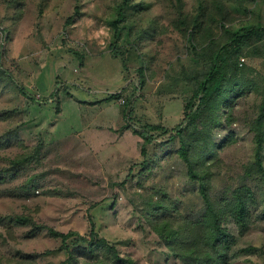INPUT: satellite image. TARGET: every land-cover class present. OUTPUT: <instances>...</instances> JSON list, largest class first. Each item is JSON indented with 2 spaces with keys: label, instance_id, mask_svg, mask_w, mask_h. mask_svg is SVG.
Returning <instances> with one entry per match:
<instances>
[{
  "label": "rangeland",
  "instance_id": "obj_1",
  "mask_svg": "<svg viewBox=\"0 0 264 264\" xmlns=\"http://www.w3.org/2000/svg\"><path fill=\"white\" fill-rule=\"evenodd\" d=\"M100 132L128 148L99 162ZM202 184L216 209L248 204L247 231L220 221L226 264H264V0H0V264H202Z\"/></svg>",
  "mask_w": 264,
  "mask_h": 264
},
{
  "label": "trees",
  "instance_id": "obj_2",
  "mask_svg": "<svg viewBox=\"0 0 264 264\" xmlns=\"http://www.w3.org/2000/svg\"><path fill=\"white\" fill-rule=\"evenodd\" d=\"M123 19L122 15H118V18L115 22L112 23V26L115 28L119 22ZM245 29H241L239 31V34L235 33L233 35V39L235 40L236 46L239 49V47L242 45L243 40L245 38L244 33ZM222 48L217 49L215 52L212 53L210 59L212 65L210 66V69L208 73L205 74L203 79L200 81V83L197 85L194 97L193 98H198L201 102L207 106L209 104L210 99H212L217 93L220 92L222 89V84L224 80V68L227 65V60L226 59H219L220 60V65L215 64V60L218 58V55L220 54ZM19 92L23 95L26 96V98H31L29 97L26 92L23 89H19ZM153 128V127H152ZM158 127H155L154 129H157ZM142 139H143V144L141 147V155L143 157L146 156V146L150 145L152 143V138L147 136L144 133H138ZM259 140V147H258V152H257V159L260 158V144L262 145V141L260 138ZM211 152V151H210ZM207 156H210V153H206ZM182 157L184 162L188 165V170L194 179H198L199 176L197 172L194 170V165L191 163V161L188 158V151L183 149L182 151ZM202 189L201 193L203 197L206 199L207 202V209L206 212L202 215L200 221V240H201V247H204L209 250L208 253L211 255L208 257L206 261L203 260L202 264H226V258L227 255L224 251H222L221 244L225 243L227 238H229V235L226 234L221 226H220V221L221 219L225 216L228 215L229 218L242 230V232H245L248 230L249 227V215L250 211L248 208V204L246 203V200L244 197L240 196H234L230 200H225L222 202L223 207L221 208H215L213 203L208 202L207 200L209 199V193L207 188L202 184ZM214 206V207H213ZM212 222L214 223L212 225ZM92 228V234H94V225L91 224ZM51 236L54 238H58L61 240L62 245L64 247L67 246V241L72 238L73 236L76 237L78 234L76 233H69V234H62L59 232H56L54 230L50 231ZM83 240V239H82ZM211 252H213L211 254ZM71 254V253H70ZM72 255V254H71ZM117 260L121 263L124 264H136L130 259H119ZM192 264H198V260H194Z\"/></svg>",
  "mask_w": 264,
  "mask_h": 264
},
{
  "label": "crops",
  "instance_id": "obj_3",
  "mask_svg": "<svg viewBox=\"0 0 264 264\" xmlns=\"http://www.w3.org/2000/svg\"><path fill=\"white\" fill-rule=\"evenodd\" d=\"M98 67H101V68H98ZM106 70H105V69ZM98 71V74H101V75H104V76H111V74L109 73V70L107 71V66L105 67V66H102V65H100V64H98V66H97V68H96ZM107 72V73H106ZM98 79H99V77H97ZM95 81H97V82H99V81H101V79H99V81L98 80H95ZM99 84H101V83H99ZM99 84H97L98 86H99ZM96 93H98V95L100 96L99 97V99L101 100L100 101V103H104V104H106V103H109V100L110 99H112V97H105V96H107L108 94H102V95H100L99 94V91L98 92H96ZM113 100V99H112ZM138 101L139 100H137L136 102H135V104L136 103H138ZM86 102H89V101H86ZM135 106V105H134ZM131 114V116H133V114L132 113H130ZM121 116H122V120H126V116H125V108H124V110H123V112L121 113ZM79 116H76V117H74V118H72V117H69V115H66L65 117H64V119H63V121L62 122H58V129L59 130H61V131H63V133L64 132H68V131H70L72 128H75V122H76V120H77V118H78ZM81 117V116H80ZM82 118V117H81ZM131 118V117H130ZM104 121H107L106 119H104ZM59 123H61L60 125H59ZM107 133H105V132H100L99 133V135L97 134V136L96 135H93L91 138H90V142H91V144L93 145V147L95 148V150H97V151H99V153H98V155H99V158H98V160H99V162H103V161H106L107 160V158H108V153H110V151H112V148L113 149H118V151L119 152H124V150H125V147L127 146V148H128V144H126V145H124V146H120V147H118L121 143H122V138H121V140H120V142H118V145L116 144V145H114V146H117V147H112V145H110V144H108L106 141H108V140H112V138H114V136H111V137H109V135H106ZM135 136H137L136 138L135 137H133L134 138V142L136 143V141L140 138V139H142L139 135H135ZM94 137H96L95 139H93ZM93 139V140H92ZM105 144H107V146H105V147H103ZM109 145V146H108ZM111 147V148H110ZM142 147V146H141ZM141 147H140V156L141 157H143L142 155H141ZM149 147V146H148ZM146 148V147H145ZM118 152V153H119ZM118 156H122V155H118ZM119 158H117V160L116 161H119L118 160Z\"/></svg>",
  "mask_w": 264,
  "mask_h": 264
}]
</instances>
